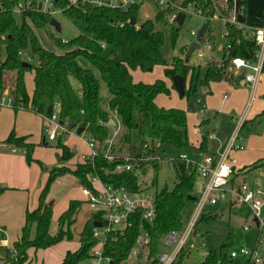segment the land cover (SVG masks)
<instances>
[{
	"label": "trees",
	"instance_id": "trees-1",
	"mask_svg": "<svg viewBox=\"0 0 264 264\" xmlns=\"http://www.w3.org/2000/svg\"><path fill=\"white\" fill-rule=\"evenodd\" d=\"M60 14L79 29V33L66 43L54 34L57 47L61 53L45 49L36 36L35 29L53 28L49 21L54 15L38 8L35 0H0V95L7 94L10 107L17 111L25 109L43 118H49L59 104L58 119L82 127L91 137L102 142L110 135V113L114 112L125 132L116 137L115 152L129 153L135 157L157 155L159 160L143 162L142 174L151 168L154 173L152 185L156 183L159 162L166 147L182 151L190 146L187 136L186 113L179 108L158 106L155 98L160 94H170V88L162 79L152 83L134 81L132 71L152 72L155 66H164V74L171 79L180 75L184 79L185 90L181 97L191 100L200 86L208 88L210 82H234L228 72L229 60L242 57L254 60L257 51L255 42L243 34L242 29L233 24H226L229 34V49H224L219 62L208 61L204 66H192L182 57L174 56L168 65L161 53L164 34L156 30L155 23L169 26V40L174 44L182 23L168 25L167 11L158 10L154 19L138 22L140 4L130 5L126 9L117 6H96L89 3L72 4L70 0H52ZM116 4L118 0H110ZM179 1V0H178ZM182 5L195 3L201 6L205 14L218 13L229 17L234 12L244 18L246 0H228L227 9L220 6L219 0H180ZM23 2V3H21ZM16 8L21 9L19 19ZM208 31V38L213 37ZM181 54L185 49L182 48ZM29 57V59H27ZM86 60L99 72L110 97L104 106L99 96L100 84L93 68L83 67L80 60ZM33 74L34 89L28 94L24 76ZM264 72V66H263ZM107 106V108H105ZM264 115V111L262 112ZM100 122L104 124L101 125ZM208 120L202 119L201 126ZM208 133L204 134L198 151H207ZM147 139L152 140L149 146ZM57 142L61 149L60 162L68 161L73 153L63 144ZM5 142L24 150L27 163L33 162L34 144L27 142L25 136H16L11 131ZM145 147V153H143ZM149 166V167H148ZM264 167V159L243 167L239 174ZM176 181L172 189L163 188L155 192L156 214L153 222L142 218L140 211L129 216V225L122 231L107 235L104 252L112 257L111 264L126 261L136 245L137 238L147 234V264H159L161 252L160 241L169 231H180L185 227L182 212L190 204L194 205L198 194L196 191L197 175L195 168L179 159L172 160ZM97 174L103 183L122 187L133 192L144 191L139 176L132 172L115 173L112 163L102 157L93 163L85 162L74 168L65 165L56 166L48 172L42 188L38 205L26 211L21 235L10 249L4 251V264H29L27 251L47 249L64 240H72L73 225L76 216L85 201L72 199L67 208L57 218L55 233L50 232L52 223V206L47 201L50 185L58 177L70 174L81 185L91 187L88 174ZM4 188L0 187V193ZM99 215L91 213L79 233V247L67 251L60 264H78L86 260L90 249L96 244L93 237V221ZM215 216L203 215L199 222H208ZM234 235L229 234L225 244L217 250L208 251L198 263H187L189 248H182L174 264H221L228 261L234 246Z\"/></svg>",
	"mask_w": 264,
	"mask_h": 264
},
{
	"label": "built area",
	"instance_id": "built-area-1",
	"mask_svg": "<svg viewBox=\"0 0 264 264\" xmlns=\"http://www.w3.org/2000/svg\"><path fill=\"white\" fill-rule=\"evenodd\" d=\"M38 3V8L45 12L55 15L60 13L57 10L52 0H35ZM72 4L89 3L96 6H117L126 9L130 5L141 4L143 0H118L113 4L110 0H70ZM220 6L227 9L228 0H219ZM159 10L167 11L166 21L168 25H175L178 13H184L182 23L187 16H195L202 19L208 25L206 32L197 41V52L199 58L205 56L204 52H211L213 44L208 38V31L211 29V23L216 19H221L225 24L222 37L227 38L229 31L226 24H233L242 29L243 34L251 38L256 46L257 51L255 59L250 61L242 57H232L229 60L228 71L234 75H241L246 85L253 91L257 86L260 77L263 73L264 66V24L259 27H248L238 21V13L234 12L229 17H221L218 13L212 15L205 14L201 6L195 3H187L182 5L179 0H156ZM40 5V7H39ZM15 14H20L21 9L16 8ZM192 29L191 35L194 40L198 30ZM61 42L66 43L68 40L60 38ZM193 40V41H194ZM229 43H226L225 49H229ZM190 57V56H189ZM29 59V57H27ZM10 97L7 94L0 95V108L10 106ZM59 104H56L54 112L49 118H46L48 126L44 128L47 133L46 139L55 141L66 139L68 135L77 133V127L68 128L67 122H62L58 119ZM200 117L204 111L200 110ZM62 122V123H61ZM103 125V122H100ZM78 136L82 137L88 147V153L82 155L83 163H93L95 159L102 157L107 162L112 163L115 173L132 172L134 175L141 177V164L152 160H159L157 155H143L135 157L129 153L115 152L117 133H113L105 138L102 142L91 137L85 131H82ZM237 133L231 137L228 145L223 151L219 152L217 157L207 154L201 161L189 159L185 154H179L170 159H179L185 162L186 165H191L195 168L197 181L196 191L198 197L194 203V213L189 219L187 225L180 231L172 230L165 234L162 238V244L167 250H162L158 256L159 264H174L175 259L182 248H185L187 242L192 235H195V226L198 218L202 215L206 205H217L218 203L226 202L231 207H241L246 205L249 208L253 220L255 219L257 227V236L255 245L252 249L238 247L231 249L229 258H235L239 255L246 256L252 264H264V191L261 189H251L246 182H235L237 171L231 165L229 152L232 149L239 148L235 144ZM208 138H214L213 133H208ZM145 153V147H143ZM235 177V178H234ZM87 179L91 187L81 185L82 194L90 207L91 213L99 215L100 226L93 227V237L97 239L96 244L90 249L89 256L86 260L78 264H111L112 257L104 252V244L108 234L122 232L130 223L129 216L138 211L141 212L142 218L151 223L156 214L155 208V192L146 193L144 191L133 192L122 187H114L102 182L97 174H88ZM244 229H248L245 225ZM7 231L0 226V245L7 243ZM149 239L147 234L142 233L136 240V245L131 251V255L139 258L143 264H147V244ZM204 247L205 242L201 241ZM192 245H189L191 248ZM208 251H204V255Z\"/></svg>",
	"mask_w": 264,
	"mask_h": 264
},
{
	"label": "crops",
	"instance_id": "crops-1",
	"mask_svg": "<svg viewBox=\"0 0 264 264\" xmlns=\"http://www.w3.org/2000/svg\"><path fill=\"white\" fill-rule=\"evenodd\" d=\"M216 20L222 21L221 19ZM222 24L223 29L221 30V32H219V34H217L214 28L210 26L211 29L209 35L213 37L211 43L213 44L214 48L211 51V55H209L207 62H219L222 57L223 51L225 49L224 47L227 43V39L222 37V33L225 27V24L223 22ZM242 24L248 27H259L264 24V0H246V7ZM184 49L186 51L187 48ZM55 52L61 53L62 51L59 49V51ZM215 53H218L219 56H216ZM156 67L158 66H155L154 68ZM162 67L164 70L165 67ZM229 73L234 80V82L232 83L227 81L210 82L208 88L202 86L198 88L196 96H200L201 103L199 105L203 104L198 113H200V110H203L204 114L202 117H200L199 114V120L197 122L199 123V127L195 131L196 138H189L188 136L190 146L185 148V152L182 150L179 154H185L189 159H192L194 161H201L207 154L217 157L218 153L223 151L224 148L228 145L234 133H237L235 144L238 145L239 148L232 149L229 152V154L231 155V157L229 158L230 163L237 171L235 175L236 178L234 177L235 182H237V180L244 181L251 188L248 182V175L252 174V185H254V187L255 185L256 187H264V167L247 173L239 174V170L241 168L246 167L259 159H264V115H262V112L264 111V72L262 73L261 79L259 80L257 86L253 91L246 85L242 74L239 76L234 75L231 72ZM24 80L26 90L28 94L31 95L34 89L33 74L31 72H27L24 76ZM162 80H164L166 85L170 88V94L158 95L155 98L156 104L165 108H179L184 110L186 113L187 126L188 113L186 112V109L188 108V102L190 100L184 98V100L177 103L176 100H173L174 93L177 91L175 90L171 79L166 77ZM144 83H152V81ZM176 104H179V106H177ZM110 116V124L112 125L110 129L111 135L113 133H117V129L115 128L117 127L119 119L114 112H111ZM217 118L220 119L218 131L212 132L214 135V138L212 139H209L207 135V151L199 152L198 147L204 135L201 132L203 127L200 125L201 120L206 119L208 120V123L206 125H211ZM46 123L48 122L45 118L29 110L20 109L15 111L10 106H4L0 108V187L4 188V190L0 193V226L6 229L8 235L7 243H5L3 246L0 245V264H4L3 259L5 249L12 248L13 244L20 238L21 228L25 221L26 211L33 210L37 207L39 197L37 193L41 192L42 188L45 185V183L43 182H46L48 172L51 170L46 168L44 170V172L46 173H41L39 171L40 169H38L37 165L34 162L27 163L23 149L8 145L5 140L8 137L9 133L11 131H14L16 136H25L26 141L33 143L34 145L42 142L46 146L49 144V142H56L47 140L46 135H43L42 130L44 131ZM245 125H247L248 127H245ZM188 131L189 128H187V132ZM241 132L242 134L239 135ZM62 142L73 153V156L70 160L63 162L58 166L65 165L66 167L74 168L75 165L83 163L81 156L88 153V147L85 140L82 137L78 136V133H72L68 135L67 138ZM77 182L79 185L80 193L83 197L77 200L85 201V196L82 194L81 184L78 179ZM31 190H34V194L31 192ZM47 201L49 203L48 198ZM53 205L54 202H52V208ZM217 205H219L218 210L221 214H223L227 209L230 210L232 208L226 202L218 203ZM229 234L234 235L233 233L228 232L226 240L223 244L226 243ZM256 236L257 234L255 235L252 248L255 245ZM234 238L235 242L233 248L237 245V237L235 235ZM79 245L80 244L78 242L77 246L73 248H67L60 256L56 264H60L62 262L67 251L73 252L78 249ZM37 253L40 255L42 251H40V249L36 250L33 248L27 251L29 264L37 261ZM201 254L202 255L199 256L202 257L198 261L187 263L201 262L205 256L204 252H202ZM197 257L198 256H196V258ZM242 257H244V260L240 263L235 264H252L248 257ZM232 260L233 258H229L228 261H226L228 263L223 262L221 264H233L229 263ZM41 264H44L43 259L41 261Z\"/></svg>",
	"mask_w": 264,
	"mask_h": 264
},
{
	"label": "rangeland",
	"instance_id": "rangeland-1",
	"mask_svg": "<svg viewBox=\"0 0 264 264\" xmlns=\"http://www.w3.org/2000/svg\"><path fill=\"white\" fill-rule=\"evenodd\" d=\"M57 10L59 9L57 8ZM158 10L159 8L156 4V0H143L142 3L140 4V8L138 12V22L141 23L146 19H154V16ZM16 15L17 18L19 19V15L18 14ZM54 18L60 23L61 29L59 32H56L53 28H48V29L46 28V29H35V33L41 45L45 49L51 51H59L60 48L57 47L54 38L51 37V34H54V36H57L59 38L68 40L74 37L75 35H77L79 33V29L77 28V26H75L71 21L66 19L60 13H56L54 15ZM203 23L205 22L198 17L187 16L185 21L180 25L177 39L174 44H171L169 40L170 27L162 25L160 23H155L156 30H160L164 34V43L161 46L160 50L168 65L171 63V60L174 56H181L183 58V54H181L180 50L182 48H187L189 43H191L194 40V36L191 35L190 33L191 30L199 28V26H201ZM211 24H212L211 27L214 28L217 34H219V32H221V30L223 29V24L222 21L220 20L213 21ZM204 54L205 56L203 58H199L197 56V52L193 51L187 63L192 66H197V65L204 66V64L208 60L209 55H211V52H204ZM215 55L219 56L218 53H215ZM80 64L83 67L93 68L91 64L86 60L81 59ZM132 73L134 80H138V81L141 80L142 82H148V81L153 82L157 79L166 78L162 66H158L154 68L152 72H142L141 70H136L133 71ZM94 74L98 78L100 84L99 96L101 98V102L105 106L107 104L108 98L110 97V94L108 92L105 83L100 78L99 72L96 69H94ZM184 98L186 97H181L177 92L174 93L173 100H176L177 103L184 100ZM176 105L179 106V104ZM202 105L203 104L195 105L194 109L191 110L189 108L186 109L187 110L186 112L188 113L187 116L188 127L187 126L186 127L189 128V131L187 132V136H189V138H194V139L196 138L195 131L199 127V123H197L199 120L198 111L200 108H202ZM105 108H107V106ZM48 125L49 124L46 123V126ZM245 127L248 126L245 125ZM115 129H117V139H119L120 136L123 135L125 132V128L120 124L119 120L117 123V127ZM42 133L44 136L46 135L47 137V133L45 130L44 131L42 130ZM241 134L242 132L239 135ZM55 141L56 142H49V144L46 146L42 142H39L36 145H34V150L36 152L33 150L32 158H33V162L37 165L38 169H40L39 171L41 173L45 174L46 172H44V170L46 168L52 169L62 163L58 160V156L60 155L61 150L59 149V147H57L58 141L57 140ZM183 151L185 152V149H183ZM179 153L180 151L171 149L170 147L165 148V151L162 155V159L159 162V169L156 174L155 185H152L154 173L151 168L147 169V172L144 173L140 178V181L142 182L141 184H143L144 187H147L144 190V192L146 193H149L151 191L156 192L163 188H167L170 190L174 187L176 178H175V171L170 166V159L178 156ZM230 157L231 155L229 154V158ZM252 179H253V175L252 174L248 175V180H249L248 182L251 188L261 189L262 191H264L263 186L256 187L255 185L254 187V185H252ZM239 182L240 180H237V183ZM43 183H45V181ZM34 190H31L33 194H34ZM39 193L37 194L39 195ZM47 198L49 200V203L54 202L52 208L53 220L51 223L50 231L51 233H55L57 229V218H58L57 216H59L67 208L70 200L81 199L83 197L80 193L77 179L70 174H66L64 176L58 177L50 185ZM194 208H195L194 205L190 204L183 210L182 215L185 226L187 225L189 219L193 215L195 211ZM218 209H219V205L205 206L202 215H200V217L196 222V226H195L196 233L195 235L191 236L190 240L187 242L185 246V248H189V245H192L191 248H189L190 257L186 260V262H196L202 257L199 256L202 255L201 254L202 252L207 250L218 249L220 245L225 242L228 232L233 233L237 237V245L236 247H234V249H237L239 246L248 249L252 248L255 235L257 234V227H256V223L253 220V216L249 211V208L246 205L241 206V208L232 207L230 210L227 209L223 214L219 213ZM203 215L215 216V218L208 222H199L200 218ZM90 216H91V210L85 200L84 204L81 206L76 216V221L72 227L74 234L73 239L61 241L58 244L49 247L47 249H40L42 253L40 255L37 253L38 254L37 261H34L32 264H41L42 259L44 260V264H56L60 256L67 248H73L77 246V243L79 242L78 240L79 233L81 232L83 225L85 224V222H87ZM245 225L248 226V229L246 230L244 229ZM201 241L205 242L204 247L201 245ZM160 244H161L160 245L161 251L167 250L166 247L162 244V239L160 241ZM196 256L198 257L196 258ZM243 260L244 257L239 255L233 258V260L230 261L229 263H233V264L240 263ZM122 264H143V262L139 261V258L130 254L128 259L124 261Z\"/></svg>",
	"mask_w": 264,
	"mask_h": 264
},
{
	"label": "water",
	"instance_id": "water-1",
	"mask_svg": "<svg viewBox=\"0 0 264 264\" xmlns=\"http://www.w3.org/2000/svg\"><path fill=\"white\" fill-rule=\"evenodd\" d=\"M40 7V5H39ZM183 18H184V13L180 12L178 13L177 15V21L179 23H182L183 21ZM238 18V21L239 22H243V18L241 17V15H238L237 16ZM49 25L51 27H53V29L56 31V32H59L60 31V23L54 18L52 17L49 21ZM208 28V25L207 24H203L200 29L198 30L197 34H196V37H195V40L192 41L191 43H189L184 55H183V60L186 62L189 58V56L191 55V53L196 50L198 48V40L201 38V36L206 32ZM171 81L173 83V86L175 88V90L178 92V94L180 96H182L184 94V90H185V85H184V79L182 76L180 75H176L174 77L171 78ZM201 103V99H200V96H196L194 98H192L189 102H188V108L189 109H193L194 105H199ZM59 111V110H58ZM62 123V122H61ZM219 123H220V119L217 118L215 120V122L211 125H205L202 127V134H206V133H212V132H216L218 131V128H219ZM68 128L69 129H72L73 128V125L72 124H68ZM83 131V128L82 127H78L76 129V132L78 134H80L81 132ZM147 143L149 146L152 145V140L151 139H147ZM50 206H52V202L49 203ZM255 221V219H254ZM100 226V222L99 221H93V227H99Z\"/></svg>",
	"mask_w": 264,
	"mask_h": 264
}]
</instances>
